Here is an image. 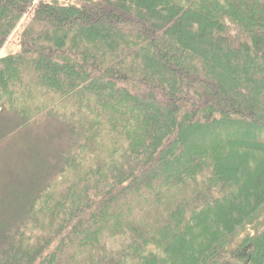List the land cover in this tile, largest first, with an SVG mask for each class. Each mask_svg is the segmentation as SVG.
I'll return each mask as SVG.
<instances>
[{"label":"trees","instance_id":"16d2710c","mask_svg":"<svg viewBox=\"0 0 264 264\" xmlns=\"http://www.w3.org/2000/svg\"><path fill=\"white\" fill-rule=\"evenodd\" d=\"M35 1L0 0V132L73 142L0 264H264V0Z\"/></svg>","mask_w":264,"mask_h":264},{"label":"rangeland","instance_id":"374dc122","mask_svg":"<svg viewBox=\"0 0 264 264\" xmlns=\"http://www.w3.org/2000/svg\"><path fill=\"white\" fill-rule=\"evenodd\" d=\"M24 20L19 26L23 25ZM17 49L16 43H6L0 57ZM12 121L15 125L23 122L15 113L0 109V126L2 122ZM65 125L43 118L26 127L12 130L5 137V133L0 132V136L4 137L0 141V237L15 223L14 212L17 204L20 205L17 194L22 189L20 186L27 185L29 179L33 178L44 184V170H47L48 166L55 169L52 173L57 171L62 153L64 155L67 146L73 142V133ZM35 175L37 177H34ZM1 224L4 225L3 229ZM3 245L6 246L5 241L0 238V249Z\"/></svg>","mask_w":264,"mask_h":264}]
</instances>
